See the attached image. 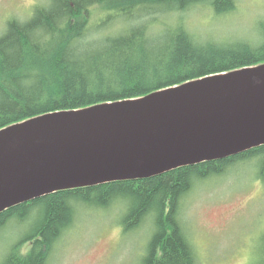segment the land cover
Returning <instances> with one entry per match:
<instances>
[{
    "label": "trees",
    "instance_id": "trees-1",
    "mask_svg": "<svg viewBox=\"0 0 264 264\" xmlns=\"http://www.w3.org/2000/svg\"><path fill=\"white\" fill-rule=\"evenodd\" d=\"M236 2L46 0L35 5L26 22L12 18L0 35V130L264 64V20L252 37L224 41L200 38L185 26L192 9L206 7L223 16L235 11ZM239 160H253L264 182L261 146L148 179L64 190L11 208L0 214V264H51L55 244L81 210L115 205L123 208L125 235L144 224L153 228L138 264H197L181 220V199L198 183L226 175ZM19 229L25 231L9 247ZM262 251L260 264L264 246Z\"/></svg>",
    "mask_w": 264,
    "mask_h": 264
},
{
    "label": "water",
    "instance_id": "water-1",
    "mask_svg": "<svg viewBox=\"0 0 264 264\" xmlns=\"http://www.w3.org/2000/svg\"><path fill=\"white\" fill-rule=\"evenodd\" d=\"M264 146V64L0 130V214L47 195L141 180Z\"/></svg>",
    "mask_w": 264,
    "mask_h": 264
},
{
    "label": "rangeland",
    "instance_id": "rangeland-1",
    "mask_svg": "<svg viewBox=\"0 0 264 264\" xmlns=\"http://www.w3.org/2000/svg\"><path fill=\"white\" fill-rule=\"evenodd\" d=\"M45 1L0 0V35L10 19L26 22L34 6ZM262 20L264 0H237L235 11L223 16L206 7L190 10L185 26L203 39L224 41L246 34L252 37ZM232 168L224 176L198 183L181 199V220L197 264L261 262L264 182L257 178L253 160L236 161ZM122 209L115 205L105 210H81L55 244L51 264H138L153 228L142 224L138 231L125 235L120 225ZM24 231L19 229L12 235L9 247ZM30 246L26 244L22 251L26 253Z\"/></svg>",
    "mask_w": 264,
    "mask_h": 264
},
{
    "label": "bare ground",
    "instance_id": "bare-ground-1",
    "mask_svg": "<svg viewBox=\"0 0 264 264\" xmlns=\"http://www.w3.org/2000/svg\"><path fill=\"white\" fill-rule=\"evenodd\" d=\"M200 38H202V37H200ZM246 68H248V67H246ZM243 69H245V68H243ZM191 82V81H190ZM188 83V82H187ZM180 86V85H179ZM176 86H173V87H170V88H168V89H171V88H175ZM149 95V94H148ZM147 96V95H146ZM76 221V220H75ZM6 236H8L9 234H10V232L8 231V230H5V233H4ZM52 260V259H51Z\"/></svg>",
    "mask_w": 264,
    "mask_h": 264
}]
</instances>
